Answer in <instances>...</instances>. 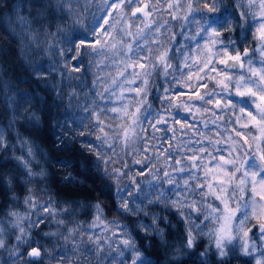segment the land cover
Here are the masks:
<instances>
[{
    "label": "clouds",
    "instance_id": "clouds-1",
    "mask_svg": "<svg viewBox=\"0 0 264 264\" xmlns=\"http://www.w3.org/2000/svg\"><path fill=\"white\" fill-rule=\"evenodd\" d=\"M0 264H264V0H0Z\"/></svg>",
    "mask_w": 264,
    "mask_h": 264
}]
</instances>
